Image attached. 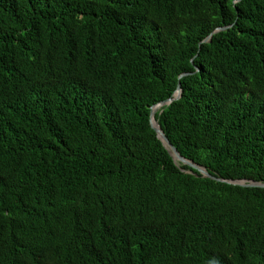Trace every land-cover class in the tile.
Masks as SVG:
<instances>
[{
    "label": "trees",
    "instance_id": "1",
    "mask_svg": "<svg viewBox=\"0 0 264 264\" xmlns=\"http://www.w3.org/2000/svg\"><path fill=\"white\" fill-rule=\"evenodd\" d=\"M178 82L179 153L264 182V0H0V264H264V188L150 126Z\"/></svg>",
    "mask_w": 264,
    "mask_h": 264
},
{
    "label": "water",
    "instance_id": "2",
    "mask_svg": "<svg viewBox=\"0 0 264 264\" xmlns=\"http://www.w3.org/2000/svg\"><path fill=\"white\" fill-rule=\"evenodd\" d=\"M228 26H219L216 27L206 38H204V42L206 41H210V39L212 38V35L218 31L221 30H225ZM197 70V67H196ZM188 73H181L179 75V78L186 75ZM181 95V87H180V83H177L176 89L175 91L172 93V95L170 97H168L165 100H162L154 105H152L150 107V116H149V122H150V126L151 128H153V130L155 131L157 137L161 140L162 144L164 145V147L168 150L169 154L172 156L173 160L176 162V164L180 163V164H185L195 170H197L200 174H202L203 176L209 177L211 179L217 180V181H223V182H227V183H231V184H235V185H240L243 187H261L264 188V182L263 181H255V180H251V179H223V178H219L216 177L212 174H210L204 166L197 164L196 162L189 160L185 157H183L179 151L177 150V148L172 144V142L169 140V138L165 135V133L163 132V130L161 129L160 125L157 122V125L155 126L153 123V119H154V115L155 112L165 106L170 104L173 100L178 99ZM157 121V120H156Z\"/></svg>",
    "mask_w": 264,
    "mask_h": 264
},
{
    "label": "bare ground",
    "instance_id": "3",
    "mask_svg": "<svg viewBox=\"0 0 264 264\" xmlns=\"http://www.w3.org/2000/svg\"><path fill=\"white\" fill-rule=\"evenodd\" d=\"M153 123H154L155 126L157 125V121H156L155 117L153 119Z\"/></svg>",
    "mask_w": 264,
    "mask_h": 264
}]
</instances>
